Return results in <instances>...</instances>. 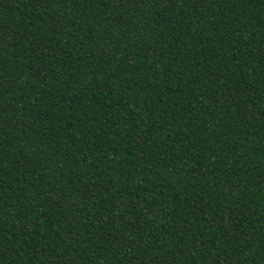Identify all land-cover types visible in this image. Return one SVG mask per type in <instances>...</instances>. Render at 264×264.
<instances>
[{
	"label": "trees",
	"instance_id": "obj_1",
	"mask_svg": "<svg viewBox=\"0 0 264 264\" xmlns=\"http://www.w3.org/2000/svg\"><path fill=\"white\" fill-rule=\"evenodd\" d=\"M0 264H264V0H0Z\"/></svg>",
	"mask_w": 264,
	"mask_h": 264
}]
</instances>
